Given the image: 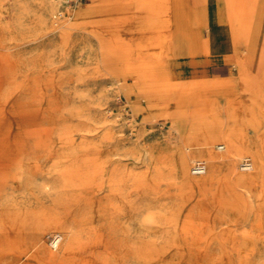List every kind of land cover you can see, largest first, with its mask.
Returning a JSON list of instances; mask_svg holds the SVG:
<instances>
[{
	"label": "rangeland",
	"instance_id": "374dc122",
	"mask_svg": "<svg viewBox=\"0 0 264 264\" xmlns=\"http://www.w3.org/2000/svg\"><path fill=\"white\" fill-rule=\"evenodd\" d=\"M105 2L99 13H88L91 0H0V55L7 58L0 73H9L2 77L0 104L23 114L19 120L10 115L12 137L23 140L25 154L7 183L11 212L0 216L11 235L24 233L23 257L15 264H44L48 252L60 258L64 241L53 247L50 239L65 227L72 231L75 264L81 263L76 250L96 236L108 244L96 251L111 264H262L264 219L254 210L201 217L198 190L182 186L172 169L181 149L178 127L187 132L189 121L210 111L225 118L240 103L238 59L251 54L253 66L264 38V31L253 37L254 26L246 40L237 26L250 4L189 3V29L206 52L166 56L162 40L171 13L129 19L124 0ZM261 11L264 17V0ZM231 16L238 27L233 38ZM66 17L72 24L62 36ZM122 43L132 49L123 58L131 65L166 59L169 80L162 90L146 88L124 69L122 75L112 72V50ZM260 89L264 99V85ZM195 160L202 157H193L189 168ZM241 161L236 174L244 171ZM69 167L78 173L70 177L64 172ZM113 168L122 177L121 193L109 185ZM18 219L40 224L42 239L29 225L20 229Z\"/></svg>",
	"mask_w": 264,
	"mask_h": 264
},
{
	"label": "bare ground",
	"instance_id": "6f19581e",
	"mask_svg": "<svg viewBox=\"0 0 264 264\" xmlns=\"http://www.w3.org/2000/svg\"><path fill=\"white\" fill-rule=\"evenodd\" d=\"M226 1L231 2L230 4H233L234 1L241 3L248 2L250 4L245 14L246 20H241L242 23L239 22L237 26L239 29H243L241 35H243L246 40L250 38V33L255 26L253 37L257 39L259 37V32L264 31L261 0ZM91 2L93 4L89 6L90 9L88 13H99L108 6L105 0H91ZM200 2L201 0H124L123 7H121L126 11L124 14L129 19L136 14L171 13L172 16L166 22L165 28L167 32L162 40L163 46L166 49V56L174 53V55L186 54L188 56H194L206 52V49L204 48L203 42L200 41L198 34L190 31V13L187 12L185 7H187L189 3L195 4ZM75 14H77L79 18L83 15L80 11H76ZM70 17L64 18L60 24L63 33L62 36L65 35V29L68 28ZM233 21V16L227 18V22L230 23L229 30L232 34V38L238 35L234 34L238 27L236 26V20ZM131 52L132 49L128 43H122L119 48H114L112 50L113 59L110 60V62L113 63V65L110 66L112 72L114 74L119 73L120 75L125 73L133 74L146 88L150 90L156 89L157 91H159L158 88H161L162 90L163 86L167 84L166 81L169 80V76L163 69V62L166 59H164L162 63L160 61L154 63L140 61L134 66L123 60L124 57H129ZM138 53L141 54V52ZM1 57L0 55L1 63L7 61L6 57ZM250 62L251 54H246L238 59L240 78H237L239 80L237 84H239L241 100L236 107L227 113L225 118L221 117L218 110L216 112L210 111L202 113L203 115H201L199 120H195L194 122L193 120L191 122L189 121L187 132L183 131L184 129L180 126L182 124L176 121L180 123L178 132L181 140V149L178 159L173 160L172 169L175 172H179L182 186L188 189L196 188L198 190L200 195L199 206H201L200 216L203 218L211 217L210 215L214 212L215 217H217V215L228 214L229 211H234V213L241 215L243 213L249 214L250 211L254 210V212L258 213L264 219V99L261 97L260 93V87L264 85V38L259 42V47L255 52L254 65L251 66ZM10 65L9 63L6 67ZM8 74L7 69L0 73V86L1 81L4 80L2 77L6 78ZM122 86L124 87L126 85ZM160 96L168 98L169 93L160 94ZM259 102L262 104L261 107L256 105V103ZM10 115H13L17 120L23 117V114H21V111L17 108L12 106L9 111L5 108L4 104H0V216H2L3 219L9 216L11 212L9 208L7 183L12 176V168L20 162L19 159L25 154L23 151V140L12 137L11 131L13 125L10 120ZM249 129L252 133H249ZM26 130L28 131V129ZM40 130L43 131V129ZM33 131L34 130H32V132ZM215 148H217V150ZM195 156L202 157V160H195V162L201 161L204 164L205 170L198 176H190L188 172L191 170L192 166L189 168L188 164ZM247 158H252V164L249 161L250 168H241V170L243 169L244 171L236 174V161L242 159L239 164V166H241L244 160H248ZM57 163L61 164L60 161ZM98 167L99 166H96L91 172L96 174L97 171H99ZM251 168V171H247ZM64 172L72 177L78 173V169L69 167V169L65 168ZM121 178L118 170L113 168L109 176V185L112 187V190L117 187L119 193L122 191ZM138 184L139 183L134 184V190L138 189ZM253 202H255L254 205ZM18 222V227L20 229H23L22 224L25 227L29 225L30 229L38 234V241L42 239L43 232L40 224L32 222L28 224V221L26 223L24 220L22 221L20 219H18ZM6 226L9 225L0 221V264H15L23 257L20 244L24 240V233L21 235H11L10 229L7 230L8 227ZM14 238L17 239L16 242H14L18 243L17 246H11V241ZM61 239L64 243L60 258L55 255L56 253L53 254L54 252H48L45 256L44 264H55L56 262L60 264H75L73 262L72 231L65 227L62 229V234L54 232L50 239L51 246L56 247ZM99 244H102L104 249L108 247L106 241L102 242L101 238L96 236L94 239L87 241L82 248L76 250L81 259L80 264H111L103 256L98 254V249L96 247ZM236 252L239 254L241 253L239 249H237ZM191 254L190 252V255ZM246 254V256H248L247 252ZM12 256L16 257L14 263L10 261ZM135 256L137 257V255ZM239 259L241 260V257ZM25 264L27 263L25 262ZM262 264H264V261Z\"/></svg>",
	"mask_w": 264,
	"mask_h": 264
},
{
	"label": "built area",
	"instance_id": "2783aa9c",
	"mask_svg": "<svg viewBox=\"0 0 264 264\" xmlns=\"http://www.w3.org/2000/svg\"><path fill=\"white\" fill-rule=\"evenodd\" d=\"M240 168L249 169L250 168L249 160H244V163H243V165L240 166ZM204 170H205V167H204V164L201 161H197V162H194L192 164V167H191L192 173L201 174V173H203ZM50 242H51V240H50ZM53 247H55V246H53Z\"/></svg>",
	"mask_w": 264,
	"mask_h": 264
}]
</instances>
